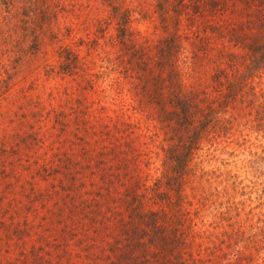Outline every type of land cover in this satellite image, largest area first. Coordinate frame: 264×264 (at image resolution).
<instances>
[{"label": "rangeland", "instance_id": "374dc122", "mask_svg": "<svg viewBox=\"0 0 264 264\" xmlns=\"http://www.w3.org/2000/svg\"><path fill=\"white\" fill-rule=\"evenodd\" d=\"M32 3L36 16L47 7L45 26L59 41L47 43L38 56L16 61L0 56L11 74L0 96V264H131L118 258L127 226L120 216L128 210L119 202L136 189L144 171L157 174L153 167L170 135L162 124L155 134L148 132L156 123L149 118L144 127L146 110L154 105L148 76L166 72L155 66L157 44L173 35L180 89L208 99L215 94L213 74L223 82L234 80L249 64L241 41L264 40V0H112L131 17L122 30L124 43L116 37L118 17L102 0ZM66 47L77 57L72 73L56 68ZM51 65L52 71L44 72ZM259 74L252 81L257 102L264 101V72ZM158 84L167 97L164 81ZM232 104L241 122L253 119L247 98ZM237 129L210 147L215 157L234 165L239 179L234 189L219 191L221 201L234 204L227 212L233 223L248 208L257 212L256 195L264 184V176L246 162L264 147V137ZM204 150L197 167L209 171L219 161ZM145 199L142 211L170 214L155 199ZM207 211L200 212L201 221L194 216L192 227L201 232L196 240L209 244L221 223L208 225Z\"/></svg>", "mask_w": 264, "mask_h": 264}, {"label": "trees", "instance_id": "16d2710c", "mask_svg": "<svg viewBox=\"0 0 264 264\" xmlns=\"http://www.w3.org/2000/svg\"><path fill=\"white\" fill-rule=\"evenodd\" d=\"M102 1L111 7L112 17H118L116 24L119 32L116 37L119 42L121 37L124 43L122 30L130 21L129 11L124 9L119 12L112 0ZM32 2L34 0H0L1 57L13 55L11 58L16 61L26 56H38L45 53L43 47L47 43L59 41L54 37L55 32L45 26V22H49L45 16L47 7H40V15L36 16ZM109 39L112 41V37ZM248 39L241 41V47L249 55L245 71L240 72L234 80L227 79L225 82L219 79L218 73L213 74L215 94L208 99L200 98L196 91L180 89L176 68L172 64L173 52L177 48L173 35L157 44L159 58L155 66L159 70L165 67L166 72L162 77L160 73H150L148 76L154 92L149 99L154 103L150 109L157 107L152 111L146 110V113L143 111L147 118L144 127L146 129L149 118L156 123L152 124L153 128L147 127V131L155 134L156 130H160L156 125L162 124L170 130V135L165 147L161 148L163 155L160 162L153 167L157 174L151 177L148 171H144V176L135 182L136 189L126 191L125 199L122 197L119 202L122 208L127 206L128 209H124L125 217L120 216L127 224L122 230L124 242L120 246L125 250L118 257L120 261L131 264H264V184H259L256 195L260 199L256 205L257 212L253 214L252 209L248 208L242 220L231 222L227 212L229 206L234 204L226 199L221 201L219 191L223 188L234 189L239 179L234 165L226 158L215 157L210 150L217 138L227 139L235 135L234 130H238V126L241 129L247 127L255 137H264V101L257 102L252 84L253 78L260 77L259 73L264 72V40L255 39V36ZM62 50L58 55L61 60L58 59L57 72L72 73L76 69V54L67 47ZM6 63L9 64L8 61ZM53 68L52 65L47 66L44 72L49 73ZM10 75L7 65L0 63V96L8 89ZM161 80L169 91L167 97L158 91ZM260 94L262 96V92ZM243 97L247 98L248 111L253 119L241 122L239 113L232 112V103ZM202 147H205L204 156L219 161L209 171L197 167L201 161L202 154L199 152ZM246 162L264 176V147L259 153H250ZM148 164L147 159L144 160V165ZM252 170L255 171L254 168ZM149 197L167 207L170 214L167 215L163 209L142 211L143 201ZM205 209L213 218L212 221L207 219L208 225L221 223L215 241L209 244L196 240L201 232L192 227L197 223L193 220L194 216ZM198 217L201 221V216ZM246 221L250 224H244ZM133 250L139 254L131 255Z\"/></svg>", "mask_w": 264, "mask_h": 264}]
</instances>
